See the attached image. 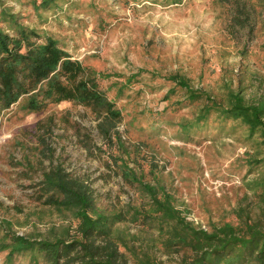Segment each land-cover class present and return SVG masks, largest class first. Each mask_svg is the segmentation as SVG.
<instances>
[{"label": "rangeland", "instance_id": "obj_1", "mask_svg": "<svg viewBox=\"0 0 264 264\" xmlns=\"http://www.w3.org/2000/svg\"><path fill=\"white\" fill-rule=\"evenodd\" d=\"M238 4L250 13L249 18L242 15L243 22L234 19ZM72 17L73 29L68 22L43 27L62 39L74 58L110 74L105 86L123 81L119 74L146 71L118 100L122 137L130 147H140L138 164H129L145 170V179L152 183L149 169L157 167L160 181L195 226L210 230L213 223L233 220L232 210L246 192L245 177L251 173L245 159L252 147L230 136L216 141L176 137L177 127L171 125L189 117L191 108H177V96L165 97L173 84L165 78L181 72L222 99L231 87H244L247 97L264 93V0H140L129 6L120 0H98L96 12L79 10ZM49 117L54 122L41 128L39 123ZM97 122L89 110L68 101L39 114L13 106L1 117L0 235L8 225L4 221H11L19 234L44 233L69 222L55 210L41 211L32 198V184L52 164L86 178L101 207L138 198L137 190L120 175L111 150H106ZM166 125L167 130L158 129ZM78 130L90 133L92 151L83 146ZM158 255L165 264H177L181 258L177 253L168 259L163 250Z\"/></svg>", "mask_w": 264, "mask_h": 264}, {"label": "trees", "instance_id": "obj_2", "mask_svg": "<svg viewBox=\"0 0 264 264\" xmlns=\"http://www.w3.org/2000/svg\"><path fill=\"white\" fill-rule=\"evenodd\" d=\"M97 1L0 0V120L13 106L25 114H39L63 101L82 105L98 120L106 150H111L120 175L137 190L138 198L101 207L86 178L52 164L32 184V198L41 211L55 210L69 222L44 233L19 234L11 221H4L8 225L0 235V264H165L158 255L162 250L172 260L180 254L177 264H264V93L247 97L244 87H231L222 99L195 86L181 72L165 78L173 83L165 97L177 96V108H191L189 117L171 125L177 127L176 137L216 141L230 136L252 147L245 159L251 173L245 177L246 192L232 210L234 219L213 223L210 230L195 226L160 181L157 167L149 169L152 183L145 179V170L129 164H138L140 147H130L122 137L118 100L146 71L119 74L123 81L115 79L105 86L110 74L74 58L63 40L43 27L51 23L63 27L68 22L73 29L72 13L96 12ZM120 1L129 6L140 0ZM235 11V20L245 21L242 15L249 18L242 4ZM53 122L49 117L39 126L50 127ZM168 126L158 129L165 131ZM78 135L92 151L90 133L78 130Z\"/></svg>", "mask_w": 264, "mask_h": 264}]
</instances>
